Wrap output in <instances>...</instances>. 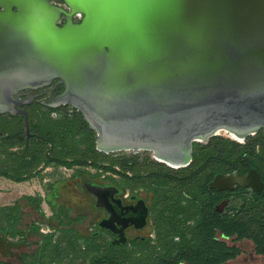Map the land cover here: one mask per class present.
<instances>
[{
    "label": "water",
    "instance_id": "95a60500",
    "mask_svg": "<svg viewBox=\"0 0 264 264\" xmlns=\"http://www.w3.org/2000/svg\"><path fill=\"white\" fill-rule=\"evenodd\" d=\"M63 2L0 0V113L26 117L12 95L58 79L47 104L80 111L97 150H149L173 168L193 142L264 127V0Z\"/></svg>",
    "mask_w": 264,
    "mask_h": 264
},
{
    "label": "trees",
    "instance_id": "16d2710c",
    "mask_svg": "<svg viewBox=\"0 0 264 264\" xmlns=\"http://www.w3.org/2000/svg\"><path fill=\"white\" fill-rule=\"evenodd\" d=\"M79 21V19H75ZM58 117L52 118L49 111L36 110L35 120L29 121V114L26 121L30 122L28 131L30 134L26 151L16 154L14 152L4 154L14 158L18 155L19 161L9 163L7 169H0V176L11 181L20 182L30 179L36 174L34 171L40 164L43 165H92L101 169H108L127 177L125 173L114 168L113 165H104L89 161L88 155L75 154L83 145V152H96L94 146V131L91 129L81 112L70 107V111L55 109ZM6 121L0 120V125ZM27 122V125H28ZM7 135L4 137V144L13 147L20 143L19 131L11 133L7 128L2 129ZM24 135V134H23ZM4 146V145H3ZM68 153V154H65ZM85 154V153H84ZM68 156L69 158H66ZM89 162V163H88ZM121 170L126 169L127 159L117 162ZM164 166L162 163H157ZM250 169H256L261 175L264 183V133L258 132L247 136L242 143L222 136H212L207 142H194L192 144L191 161L188 166L177 169L178 172H185L184 176H173L170 173L150 172L149 178L157 179L164 177L163 181H154L150 189L154 190V202L164 199L163 202L174 214L201 213L195 218L196 225L193 233L179 243L174 240L173 233H165L161 238V246L166 247L165 253L153 250L142 251L143 245H139V256L128 253L124 246L104 245L103 250L94 234L82 236V243L85 247L80 254L83 264H222L225 261L236 257L240 250L236 247L228 246L224 241L216 238L219 235L230 236L236 234V239L248 238L254 244L257 254L264 256V188L260 193H256L261 201L259 207L251 208L250 214L242 220L233 217L228 225L225 224L223 216L219 215L214 206L223 196L221 191L214 189L207 190L208 182L216 174H228L237 172L245 174ZM168 171H173L168 169ZM141 178V176L137 177ZM179 183L181 190L176 196L168 194L171 188L167 179ZM151 180V179H150ZM163 184L166 188L163 191L159 185ZM185 193L190 196L186 197ZM26 200H32L25 196ZM39 213H42L39 202L36 205ZM170 211V212H171ZM19 205L13 203L9 206H0V239H4L8 234L16 237L13 241L15 246L21 242L22 234L17 227ZM64 210L61 208L56 217H59ZM206 213L209 216L204 215ZM211 214V215H210ZM71 222L70 220L68 223ZM172 229L174 226L171 227ZM33 230L39 235V249L33 253L23 252L20 254L21 264H41L42 257L46 250L52 246L53 235L39 233L38 226ZM128 260V261H127ZM138 260H140L138 262ZM0 264H15L12 261L0 260Z\"/></svg>",
    "mask_w": 264,
    "mask_h": 264
},
{
    "label": "rangeland",
    "instance_id": "374dc122",
    "mask_svg": "<svg viewBox=\"0 0 264 264\" xmlns=\"http://www.w3.org/2000/svg\"><path fill=\"white\" fill-rule=\"evenodd\" d=\"M47 95H41L37 97L35 104H29L24 106V109L29 114L28 120H35L36 110L49 111L52 118L58 117V112L49 109L48 106L42 105L40 100L46 99ZM65 110L70 111L68 107ZM4 119L6 124L0 125V169H7L9 163H15L19 161L18 155L14 158L7 157L3 151L10 153L4 149L13 150L14 153H22L26 151L24 134V119L22 115L8 113H0V120ZM27 120V122H28ZM30 127V122H28ZM7 128L11 133L23 132L20 135L21 141L19 144L8 147L4 144V137L7 133L2 129ZM219 136L229 138L227 134L220 133ZM238 141V140H235ZM4 145V146H3ZM83 145L75 152V154L88 155L89 161H95L99 164L113 165L115 169L122 171L126 174L130 173L133 175L141 176L135 180L124 182L122 179L125 177L122 174H118L108 169L97 168L92 165H77L72 164L70 166L64 165H43L40 164L34 171L36 174L28 180L15 182L5 177L0 176V206H9L13 203L19 205V215L17 227L24 231L22 234L21 242L16 246L13 241L16 237H10L8 234L5 235L4 239H0V260L12 261L15 264H21L19 262L20 254L23 252L33 253L39 249V235L34 232L33 227L38 226L39 233L41 234H52L53 244L45 251L41 264H83L80 254L85 249L82 243V236H88L93 234V225L96 224L97 217L92 213L93 198L89 195L85 189L84 184H90L91 181H120V184L125 188H141L143 190L151 187L154 181H163L164 177L159 176L157 179L149 178L148 173L159 172L170 173L173 176H184L185 172H178L176 168L169 167L162 163L164 166H160L152 152L149 150H141L139 152L130 151H115V152H102L95 147V133H94V146L96 152L82 151ZM12 153V152H11ZM85 153V154H84ZM68 154V153H65ZM66 158H69L66 156ZM123 159L127 160L125 170L119 168L118 161ZM89 163V162H88ZM172 169L173 171H168ZM151 179V180H150ZM169 186L168 194L173 193L176 195L181 190L179 183L174 182L172 179H167ZM150 195V194H149ZM25 196L31 197L32 200L28 201ZM151 196V195H150ZM149 196V197H150ZM164 199H160L155 207V215L158 214L161 204ZM39 202V207L42 213L36 208ZM238 202H232L237 204ZM64 212L56 217V212L60 209ZM71 221L68 223V221ZM154 220L157 224L156 234L152 238V242L145 243L142 247V251L156 250L159 253H165L166 247L161 246V238L167 231L166 228L159 225V219L154 216ZM164 229V230H163ZM172 231V228L169 230ZM169 234V233H168ZM97 236V235H96ZM97 241L101 246L100 250H103L104 245L109 244L110 236L106 233H101L97 236ZM110 245V244H109ZM139 244L127 246L126 250L128 253H133L135 256H139ZM128 261V260H127ZM140 260H138L139 262ZM245 256H240L238 260L233 261L229 264H249ZM264 264V261H261ZM131 264L130 262H128Z\"/></svg>",
    "mask_w": 264,
    "mask_h": 264
},
{
    "label": "flooded vegetation",
    "instance_id": "af4514ba",
    "mask_svg": "<svg viewBox=\"0 0 264 264\" xmlns=\"http://www.w3.org/2000/svg\"><path fill=\"white\" fill-rule=\"evenodd\" d=\"M49 2L60 6L61 8L68 10L67 6L64 4L63 0H48ZM80 16H72L74 22H78L75 19H79ZM64 22V15L61 14V20L58 25H61ZM64 87L59 83L58 79H52L46 85L39 87H23L19 89L12 95L14 100V105L18 110H24L27 115V111L24 109V106L29 104H35L37 97L47 95L46 99L40 100L42 105L48 106L49 109L54 111L55 109L64 110L65 107H72L70 104H57L49 105L47 102L50 98L56 96L57 94L63 91ZM76 110V109H75ZM3 113H8L10 115L19 114L20 112L10 113L9 111H4ZM23 119L24 117L22 115ZM27 122V121H26ZM25 125V123H24ZM25 130V128H24ZM263 132L264 127L260 126L256 133ZM255 133V134H256ZM254 135V134H253ZM25 146H26V134L24 132ZM214 136H219L214 135ZM249 136V135H248ZM30 134L28 136L29 140ZM212 137V136H211ZM247 137V136H246ZM245 137V138H246ZM209 139V138H208ZM207 139V140H208ZM27 140V141H28ZM206 141H196L200 143H205ZM237 140V139H235ZM244 141V139H243ZM243 141H237L242 143ZM194 143V142H193ZM192 143V144H193ZM28 144V142H27ZM192 151V149H191ZM128 160V159H127ZM191 161V158H190ZM189 161V163H190ZM162 163V162H161ZM189 163L183 167L189 165ZM165 164V163H164ZM167 165V164H166ZM169 166V165H168ZM171 167V166H169ZM183 167H178L183 168ZM173 168V167H172ZM248 174H258V180H253L252 184H244L239 180H234L233 182L223 181L220 182L222 187L216 188L213 186V180L216 176H222L225 178L235 177V176H247ZM127 177L124 182H129L137 179L138 175H133L126 172ZM89 185L100 187L103 189L100 199L97 200V197L90 192L86 184H84L85 189L88 191L89 195L93 198V208L94 215L97 217L96 224L93 225V234L100 235L101 233H106L110 236L109 244L111 246H124L127 247L130 244L135 245H144L145 243L152 242V238L156 234V222L154 216H157L159 219V225L166 228L167 231L164 233H173L174 240L178 243L183 239L188 238L195 228L197 216H201V213H184V214H174L172 213L171 207L167 206L165 202L161 204V208L158 211V214L155 215L156 204L154 202L155 192L150 189V187L140 190L141 188L132 189L124 188L120 184V181H91ZM159 188L163 191L166 188L163 184L159 185ZM264 188V183L261 179L260 173L256 169H250L245 174L232 172L228 174H216L211 181L208 182L207 190L214 189L216 191H221L223 196L214 206L216 212L223 216L225 224L228 225L231 218L235 217L238 220L246 218L250 214L251 208L259 207L261 199L256 196V193H260ZM169 191V190H167ZM151 196H150V195ZM150 196V197H149ZM176 196V195H175ZM186 197H190L185 193ZM191 198V197H190ZM237 201L238 203L232 204V202ZM171 211V212H170ZM204 215H207L204 213ZM211 215V214H210ZM102 222V225H100ZM174 226L172 231H169L171 227ZM164 230V229H163ZM217 239L224 241L228 246L236 247L240 250V253L222 264H229L233 261L239 259L240 256H245L249 264H261V261H264V256L257 254L254 250V244L248 238H243L240 240L236 239V234L225 236L215 233ZM179 264H185V262H180Z\"/></svg>",
    "mask_w": 264,
    "mask_h": 264
},
{
    "label": "bare ground",
    "instance_id": "6f19581e",
    "mask_svg": "<svg viewBox=\"0 0 264 264\" xmlns=\"http://www.w3.org/2000/svg\"><path fill=\"white\" fill-rule=\"evenodd\" d=\"M231 135V134H230ZM232 137H234V135H231ZM234 180H239L240 182L244 183V184H252L253 180H258L257 176L255 174H250L246 177H242V176H235L233 177H229V178H222L221 181H218V184H220V182L223 181H229L230 183L233 182Z\"/></svg>",
    "mask_w": 264,
    "mask_h": 264
},
{
    "label": "built area",
    "instance_id": "2783aa9c",
    "mask_svg": "<svg viewBox=\"0 0 264 264\" xmlns=\"http://www.w3.org/2000/svg\"><path fill=\"white\" fill-rule=\"evenodd\" d=\"M73 16H78V15H73Z\"/></svg>",
    "mask_w": 264,
    "mask_h": 264
}]
</instances>
